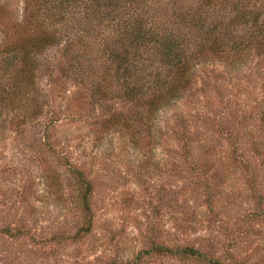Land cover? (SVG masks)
<instances>
[{"label": "rangeland", "instance_id": "obj_1", "mask_svg": "<svg viewBox=\"0 0 264 264\" xmlns=\"http://www.w3.org/2000/svg\"><path fill=\"white\" fill-rule=\"evenodd\" d=\"M212 1L226 43L259 38L264 0ZM199 2L149 0L148 8L169 24ZM38 3L0 0V264H207L155 245L264 264V45L208 54L189 86L151 114L116 99L115 65L96 60L93 37L84 81L67 75L84 32L75 20L62 31L71 52L46 47L33 74L15 75L22 49H35ZM151 65L147 77H164ZM103 77L115 94L101 100L91 85Z\"/></svg>", "mask_w": 264, "mask_h": 264}, {"label": "trees", "instance_id": "obj_2", "mask_svg": "<svg viewBox=\"0 0 264 264\" xmlns=\"http://www.w3.org/2000/svg\"><path fill=\"white\" fill-rule=\"evenodd\" d=\"M199 1L193 11L183 14L173 12V19L168 24L151 12L148 8L149 0H39L36 8L38 14L35 18L40 22L41 29L36 34L37 41L33 42L35 49H22L20 59L22 64L14 71L15 75L29 76L24 73L25 71L33 74L38 55L46 47L59 44L65 55L71 52L73 40L62 42L65 40L62 38V31L69 28L70 21L75 20L83 25L84 32H79L82 35H78L76 28L70 27L72 30L75 28L74 35H78L77 42L80 47L75 57L72 54L74 59L68 61L67 75L73 76L77 72L82 76L78 77L80 81H84L83 67L89 64V59L85 56L88 38L93 37L94 40H98V46L101 47L100 58L96 60L115 65L113 68L117 77L111 79L113 78L116 83L117 93L120 92L116 94V99L124 105L140 106L146 113L152 114L161 107V104L175 100L179 92L189 86L191 69L208 54L226 53L239 56L252 44L264 45V26L260 32V39L250 37L245 41L232 42L230 45L226 43L222 21L212 19L215 4L212 0ZM240 14L238 20L247 23L248 16L243 12H240L239 16ZM254 18L253 24L258 25L259 16ZM182 26L188 28L189 32L191 30L192 34L185 33L186 28H181ZM107 30L109 33H105ZM193 31L197 33L196 37H193ZM110 32H113L114 36L110 35ZM30 52H33V58ZM154 60L165 69L164 77L158 73L147 77L151 76V73H144L147 71L146 66L149 65L150 68ZM29 61L30 67L27 69L25 65ZM7 66L12 64L8 63ZM111 79L103 77V80L93 83L92 95L103 100L105 95L114 92ZM145 90H150L151 94L145 95ZM121 117L128 122L131 119L142 121L140 115L136 118L122 115ZM113 118L112 113L108 120ZM88 228L84 227V231ZM152 249L160 255L181 254L204 259L207 264H235L221 263L192 247L170 249L163 245H155ZM144 253L150 252L146 250Z\"/></svg>", "mask_w": 264, "mask_h": 264}]
</instances>
